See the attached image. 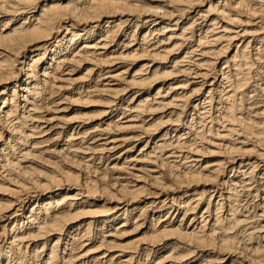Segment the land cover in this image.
<instances>
[{
  "label": "bare ground",
  "instance_id": "bare-ground-1",
  "mask_svg": "<svg viewBox=\"0 0 264 264\" xmlns=\"http://www.w3.org/2000/svg\"><path fill=\"white\" fill-rule=\"evenodd\" d=\"M0 264H264V0H0Z\"/></svg>",
  "mask_w": 264,
  "mask_h": 264
},
{
  "label": "rangeland",
  "instance_id": "rangeland-1",
  "mask_svg": "<svg viewBox=\"0 0 264 264\" xmlns=\"http://www.w3.org/2000/svg\"><path fill=\"white\" fill-rule=\"evenodd\" d=\"M129 238H132V237H129Z\"/></svg>",
  "mask_w": 264,
  "mask_h": 264
}]
</instances>
